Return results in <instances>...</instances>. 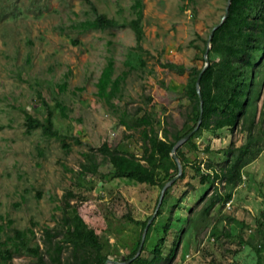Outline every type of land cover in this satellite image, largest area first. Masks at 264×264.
Wrapping results in <instances>:
<instances>
[{
  "label": "rangeland",
  "instance_id": "obj_1",
  "mask_svg": "<svg viewBox=\"0 0 264 264\" xmlns=\"http://www.w3.org/2000/svg\"><path fill=\"white\" fill-rule=\"evenodd\" d=\"M31 1L22 0V17L0 21V213L13 219L17 228H32L42 249V231L59 228L64 213L71 216L75 211L99 235L104 252L117 250L118 258L124 260L142 235L141 227L128 216L142 221L154 215L142 245L149 251L175 199L183 195L173 209L187 216L188 207L200 209L201 197L208 198L214 189L201 186L189 167L184 179L175 181L157 217L154 212L161 190L113 177L109 166L100 164L99 148L106 144L109 149L140 157L139 134L120 122L127 114L135 118L138 109L143 111L138 117L144 112L152 117L159 135L163 128L176 126L183 132L192 126L187 121L195 108L182 89L189 70L204 66L205 40L224 15L227 2L141 0L143 39L138 49L128 27L75 29L76 23L93 16L81 0H39L41 14L28 10ZM91 1L98 12L120 22L134 17L131 6L135 0ZM109 56L114 59L116 74L128 71L122 97L111 105L96 98V83ZM165 63L186 72L180 75L165 69ZM64 80L66 89L59 92L57 85ZM43 101L52 111L57 137H47L41 129L26 133L25 113L43 120ZM57 102L65 107L67 117L55 108ZM230 141L240 145L244 137L225 129L203 131L194 140L196 149L186 147L184 154L190 164L199 163L202 169L209 161L217 166L225 158L220 151ZM206 147L211 152H204ZM89 166L91 171L85 169ZM244 173L231 208L213 213L210 226L195 241L183 238L174 264H254L250 250L241 248L239 235L244 239L252 236L254 220L264 211V154ZM144 255L149 257L147 252ZM8 264L36 262L21 254Z\"/></svg>",
  "mask_w": 264,
  "mask_h": 264
},
{
  "label": "trees",
  "instance_id": "obj_2",
  "mask_svg": "<svg viewBox=\"0 0 264 264\" xmlns=\"http://www.w3.org/2000/svg\"><path fill=\"white\" fill-rule=\"evenodd\" d=\"M81 1L90 7L93 16L76 23L75 29L87 32L128 27L134 33L136 48L140 49L143 39L141 0L134 1L131 6L134 17L124 22L98 12L91 0ZM188 1L193 2V0ZM21 3L22 0H0V21H15L22 17L24 7ZM38 3L39 0L31 1L28 10L41 14L43 6ZM192 11L193 14L196 13L194 7ZM220 20L211 27V30ZM205 48L206 46L202 50L203 53ZM207 57L208 66L200 78L202 122L189 140L177 149L176 155L182 166V174L178 179L183 180L190 167L201 186L211 187L214 190L208 198L201 197L203 205L200 209L188 207L187 216L173 209L183 199V195L175 199V202L170 204V213L164 224L158 226L160 236L156 243L149 251L143 246L140 255L129 264H174L183 238L187 241H195L198 234L210 226L211 215L219 214L222 208L225 209L227 202H232L234 192L242 185L245 178L244 170L264 154V0H230L227 17L213 32ZM126 64L130 66V63ZM162 66L180 75L186 72L185 68L176 64L165 63ZM202 68L189 70L182 89L183 96L195 108L187 121V125L192 123V126L185 131L182 132L176 126H172V129L163 128L159 135L148 113L144 112L138 117L139 113L143 112L138 109L135 118L129 117L128 114L124 115L120 122L127 130L139 134L142 153L137 157L109 149L106 144L101 146L100 164L109 166L113 177L128 179L136 184L157 187L161 190L176 176L177 165L171 156V150L176 142L190 132L197 123L200 101L195 83ZM127 76L128 71L116 74L113 57H107L96 83V98L108 105H111L115 99H121ZM57 86L59 92H64L66 80ZM42 107L46 110V117L43 120L25 113L26 133L31 134L32 131L41 129L45 136L57 137L51 119L52 111L45 101ZM55 108L63 117H67L66 109L60 102L55 103ZM223 129L231 134L240 133L244 141L240 145L230 141L220 151L225 158L217 166L210 161L203 165V169L199 163L190 164L184 149L190 147L195 150L194 140L201 136L203 131L215 133ZM63 148L69 149L65 145ZM204 152L209 153L211 150L206 147ZM85 169L91 171L90 166ZM175 185L176 182L165 191L157 217L161 215L160 211L163 205L167 204L170 191ZM68 197L70 194H67ZM67 200H64L65 206H68ZM128 219L141 227L142 234L150 218L136 221L128 216ZM229 220L233 219L229 218ZM240 224L244 225L243 222ZM254 224L255 231L252 236L244 239L243 235H239L240 246L242 249L250 250L254 264H264V211H261L259 217L254 220ZM150 229L151 226L148 227V230ZM174 231L176 233L172 237ZM41 238L42 249L35 242L36 237L32 228H17L13 219L0 213V264H8L13 256L21 254L31 256L36 264H104L109 256H112L113 260L121 259L118 258L117 250L109 254L104 252V244L99 235L89 228L75 211L71 216L64 213L59 228L54 230L45 228ZM139 242L140 240L126 256L125 262L136 255ZM144 252H147L149 257L145 256Z\"/></svg>",
  "mask_w": 264,
  "mask_h": 264
},
{
  "label": "water",
  "instance_id": "obj_3",
  "mask_svg": "<svg viewBox=\"0 0 264 264\" xmlns=\"http://www.w3.org/2000/svg\"><path fill=\"white\" fill-rule=\"evenodd\" d=\"M229 6H230V0H227V3H226V7H225V12H224V15L222 16L220 22L218 23V25H216L210 32V35L208 37V40H207V46H206V49H205V52H204V67L202 68V70L200 71L198 77H197V80H196V83H195V88H196V92H197V95L199 97V116H198V119H197V123L195 125V127L190 131L188 132L185 136H183L180 140H178L176 142V144L173 146L172 150H171V156L173 158V160L176 162V165H177V174L176 176H174L169 182H167L163 188L161 189V192H160V196H159V199H158V203H157V206H156V209H155V212L154 214L157 212V210L159 209L161 203H162V200H163V196H164V193L165 191L181 176L182 174V166H181V163L179 161V158L177 157L176 155V151L177 149H179L184 143L187 142V140H189V138L193 135V133L195 131H197L201 125V122H202V100H201V95H200V78H201V75L203 73V71L205 70V68L208 66V51L210 49V40L212 38V35H213V32L214 30L219 27L221 25V23L223 22V20L227 17L228 15V9H229ZM154 215L148 220L146 226L144 227L143 229V232H142V235H141V240H140V243H139V246H138V249H137V252H136V255L130 259L129 261H124V257H121L120 261H117V260H111V259H107L105 261L104 264H129L130 262H132L137 256H139L140 254V251H141V248H142V245H143V242H144V239H145V236H146V233H147V230H148V227H149V224L151 223V220L153 219Z\"/></svg>",
  "mask_w": 264,
  "mask_h": 264
},
{
  "label": "built area",
  "instance_id": "obj_4",
  "mask_svg": "<svg viewBox=\"0 0 264 264\" xmlns=\"http://www.w3.org/2000/svg\"><path fill=\"white\" fill-rule=\"evenodd\" d=\"M231 204H232L231 201L227 202V203L225 204V208L230 209V208H231Z\"/></svg>",
  "mask_w": 264,
  "mask_h": 264
}]
</instances>
